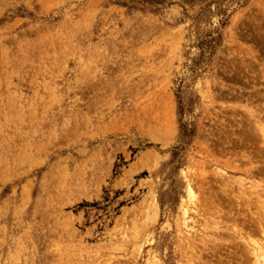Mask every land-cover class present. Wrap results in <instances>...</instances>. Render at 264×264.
I'll use <instances>...</instances> for the list:
<instances>
[{"label": "rangeland", "instance_id": "obj_1", "mask_svg": "<svg viewBox=\"0 0 264 264\" xmlns=\"http://www.w3.org/2000/svg\"><path fill=\"white\" fill-rule=\"evenodd\" d=\"M263 131L264 0H0V264L264 263Z\"/></svg>", "mask_w": 264, "mask_h": 264}, {"label": "bare ground", "instance_id": "obj_2", "mask_svg": "<svg viewBox=\"0 0 264 264\" xmlns=\"http://www.w3.org/2000/svg\"><path fill=\"white\" fill-rule=\"evenodd\" d=\"M262 232L264 234V230ZM263 240H264V238H263ZM262 241H261V243H262ZM252 249H254V252H256L255 254H257L255 259L258 261V263H259V260L258 259H260V260L262 259V262H263V259H264V241H263L262 245L258 244L257 242L256 243L254 242V245H253V248ZM262 264H264V263H262Z\"/></svg>", "mask_w": 264, "mask_h": 264}]
</instances>
